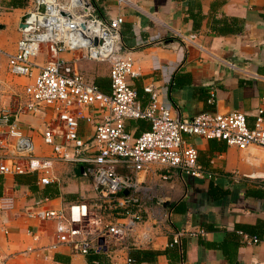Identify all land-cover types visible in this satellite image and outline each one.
Masks as SVG:
<instances>
[{"label": "crops", "instance_id": "0c3cea01", "mask_svg": "<svg viewBox=\"0 0 264 264\" xmlns=\"http://www.w3.org/2000/svg\"><path fill=\"white\" fill-rule=\"evenodd\" d=\"M30 1L0 0V113L4 107L13 111L23 87L33 80L13 77L7 71V57L16 52L20 20ZM95 1L107 17H124L122 40L138 73L127 82L143 108L149 104L143 89L151 86L182 118L237 111L252 128L257 111L263 109L264 115V0H131L130 6H118L114 0ZM175 33L186 41L182 43ZM80 54L61 56L103 93H109L108 65L83 62ZM48 60L41 54L35 62L44 65ZM78 112L91 114L86 109L73 114ZM124 123L134 136L149 126L143 120ZM45 124L52 130L61 125L51 108L42 115L18 116L20 129L33 141L36 157L51 154V147L43 143ZM78 132L91 137L93 123L80 119ZM184 140L196 149L198 165L210 177L193 178L159 166L152 167L153 174H141L143 221L131 237L102 239L104 251L91 264H111L112 250L118 252L119 264L131 256H139L131 264H228L220 249L224 242L231 247L236 264H264V149H239L196 136H184ZM3 156L0 149V164L5 163ZM54 168L61 183L43 188L36 185L35 175L0 174V264H89L88 255L73 254L68 246L47 249L56 241L52 221L27 214L29 209H59L96 200L92 181L79 167L56 164ZM42 197L49 202L40 204ZM106 221L102 215L90 216L86 232ZM2 229L8 234H2ZM199 229L204 236L184 237L180 245L170 246L175 230ZM240 231L252 233L260 242L245 244ZM27 249L32 251L25 253ZM139 251L147 252L140 255Z\"/></svg>", "mask_w": 264, "mask_h": 264}, {"label": "built area", "instance_id": "2783aa9c", "mask_svg": "<svg viewBox=\"0 0 264 264\" xmlns=\"http://www.w3.org/2000/svg\"><path fill=\"white\" fill-rule=\"evenodd\" d=\"M114 1L118 6L132 5L131 0ZM25 15L16 52L7 57V71L13 77L33 80L23 87L13 111L6 107L1 110L0 149L5 163L0 164V174L35 175L36 185L43 188L60 182L56 164L74 165L90 178L96 195L91 204L78 201L66 208L29 209L28 216L53 223L56 241L47 249L54 251L65 245L76 255H97L104 251L100 240L105 237H131L145 213L139 177L152 173L154 166L175 169L193 178H209L210 173L198 165L196 149L185 142L184 136L222 141L239 149H264L263 109L257 111L252 128L247 126L244 114L237 111L182 118L160 100L151 86L143 89L149 95V104L143 108L127 82L138 73L123 44V15L107 17L95 0H31ZM175 36L182 43L186 41L179 33ZM75 52L81 53L79 60L83 62L108 65L109 93H103L76 70L72 61L61 56ZM41 54L49 57L44 65L35 62ZM209 102H214L213 94ZM48 108L61 125L57 130L44 125L43 143L51 147V154L36 157L33 141L20 129L18 116L42 115ZM82 109L91 114H73ZM80 119L93 123L91 137L79 134ZM125 120H143L150 128L134 136L126 131ZM161 178L166 180L167 175ZM47 202V197L39 201ZM94 215L105 216L107 221L86 232V219ZM1 233L7 235L8 230L2 229ZM238 234L247 245L260 242L255 236ZM204 235L202 229L175 230L170 246L180 245L184 237ZM117 253L110 251L111 264H119ZM131 263L133 260L126 257L125 264Z\"/></svg>", "mask_w": 264, "mask_h": 264}, {"label": "trees", "instance_id": "16d2710c", "mask_svg": "<svg viewBox=\"0 0 264 264\" xmlns=\"http://www.w3.org/2000/svg\"><path fill=\"white\" fill-rule=\"evenodd\" d=\"M149 128H150V126H148V128H147L146 130H148ZM146 130H145V131H146ZM1 184H2V179L0 178V192H1V190H2V186H1ZM242 228H243V227H242ZM240 232H242V233H244V234H247V235H249V236H254L252 233H249V232H247V233H245L244 231H240ZM243 242H244V241H243ZM230 248H231V247L226 246L225 242H224L223 244L220 245V249H221V251L223 252L225 258L227 259L228 264H236V257H235V255L231 254V252L229 251ZM139 252H140V253H139L140 255H141V254H142V255H145V252H147V251H139ZM96 258H97L96 254H92V253H90V254L88 255V263L91 264V261H92V260H95ZM131 258H132L133 262L139 261V256L134 257V258L131 256ZM140 260H141V258H140Z\"/></svg>", "mask_w": 264, "mask_h": 264}, {"label": "water", "instance_id": "95a60500", "mask_svg": "<svg viewBox=\"0 0 264 264\" xmlns=\"http://www.w3.org/2000/svg\"><path fill=\"white\" fill-rule=\"evenodd\" d=\"M25 19H26V15H23L22 18H21V20H20V25H19L20 28H24V21H25ZM94 44H96V40L94 41ZM101 241L102 240H100V243H101Z\"/></svg>", "mask_w": 264, "mask_h": 264}, {"label": "rangeland", "instance_id": "374dc122", "mask_svg": "<svg viewBox=\"0 0 264 264\" xmlns=\"http://www.w3.org/2000/svg\"><path fill=\"white\" fill-rule=\"evenodd\" d=\"M99 67V66H98ZM98 67L96 68V70L98 69ZM90 70V72H92V70L91 69H89ZM17 103H18V101H17ZM17 105V104H16ZM60 183H61V180H60ZM62 185L63 186H65L66 185V181L65 182H62Z\"/></svg>", "mask_w": 264, "mask_h": 264}]
</instances>
